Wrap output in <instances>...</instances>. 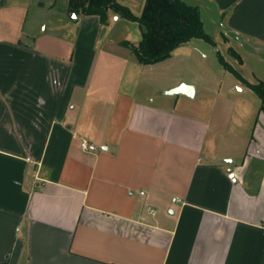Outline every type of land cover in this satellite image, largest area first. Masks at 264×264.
<instances>
[{"label":"crops","instance_id":"obj_1","mask_svg":"<svg viewBox=\"0 0 264 264\" xmlns=\"http://www.w3.org/2000/svg\"><path fill=\"white\" fill-rule=\"evenodd\" d=\"M184 1L264 80V0ZM60 5L0 0V264H264L258 94L217 43L218 62L193 38L143 64L136 21Z\"/></svg>","mask_w":264,"mask_h":264},{"label":"trees","instance_id":"obj_2","mask_svg":"<svg viewBox=\"0 0 264 264\" xmlns=\"http://www.w3.org/2000/svg\"><path fill=\"white\" fill-rule=\"evenodd\" d=\"M68 12L78 15H98L105 23L110 10L121 17L139 23L142 39L137 44L124 41L138 61L153 64L171 56L172 51L193 38H202L216 46L202 20L198 6L184 0H144L141 13L137 15L127 4L120 0H67ZM242 61L241 56L230 49ZM218 58L223 67L253 89L261 99L260 111L264 112V80L248 81L242 73L225 60L218 50Z\"/></svg>","mask_w":264,"mask_h":264},{"label":"rangeland","instance_id":"obj_3","mask_svg":"<svg viewBox=\"0 0 264 264\" xmlns=\"http://www.w3.org/2000/svg\"><path fill=\"white\" fill-rule=\"evenodd\" d=\"M63 1V0H62ZM65 2H66V5H67V11H68V3H67V0H64ZM55 2H56V6L57 7H59V6H61L60 4H61V0H55ZM66 7V6H65ZM71 15V14H70ZM204 17H205V26H204V28H205V30H206V32L210 35V36H212L213 37V39L215 38V34H220V36H219V39H218V41L216 42L217 43V45L219 46V48H220V50H221V53H227V54H230V52L228 51V48H227V46H228V44H227V42L225 41V38H227V35H229V32H227V31H225L221 26H217L218 24L216 23V22H214V16L212 17V18H210L209 16H208V14H207V12H205L204 14ZM43 19H45V18H28V22H27V25L29 24V23H34V24H38L39 22H41ZM47 19V18H46ZM51 22H57L60 18H48ZM40 24H38V26H39ZM45 25V24H44ZM130 26H132L131 28H132V31L134 32V33H139V32H141V30H140V26H139V23L138 22H133V23H131V25ZM40 28H42L43 29V26H40ZM200 40V41H199ZM216 41V40H215ZM196 42H201L203 45H204V47H205V49H208V50H210L211 52H212V50H214L213 48V45L210 43V42H208V41H206L205 39H198V41H196ZM212 60H213V62H218V59H217V56H216V53H214V52H212Z\"/></svg>","mask_w":264,"mask_h":264},{"label":"built area","instance_id":"obj_4","mask_svg":"<svg viewBox=\"0 0 264 264\" xmlns=\"http://www.w3.org/2000/svg\"><path fill=\"white\" fill-rule=\"evenodd\" d=\"M81 147L83 150H86V151H95L97 149L94 144L90 143L86 139H83L81 141ZM228 177L232 183H238L239 182V176H238L236 171H230L228 174Z\"/></svg>","mask_w":264,"mask_h":264},{"label":"water","instance_id":"obj_5","mask_svg":"<svg viewBox=\"0 0 264 264\" xmlns=\"http://www.w3.org/2000/svg\"><path fill=\"white\" fill-rule=\"evenodd\" d=\"M71 16L76 18V13H71ZM193 92V88L191 86L182 85L176 89H174L171 93L172 94H186L188 96H191Z\"/></svg>","mask_w":264,"mask_h":264}]
</instances>
